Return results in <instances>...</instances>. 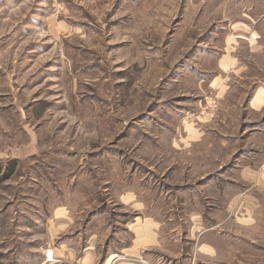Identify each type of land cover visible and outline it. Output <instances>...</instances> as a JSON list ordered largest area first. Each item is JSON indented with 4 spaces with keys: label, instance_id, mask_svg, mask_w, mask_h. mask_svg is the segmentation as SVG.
<instances>
[{
    "label": "rangeland",
    "instance_id": "1",
    "mask_svg": "<svg viewBox=\"0 0 264 264\" xmlns=\"http://www.w3.org/2000/svg\"><path fill=\"white\" fill-rule=\"evenodd\" d=\"M241 14L262 49L224 51ZM225 53L245 70L220 72ZM10 161L0 264H76L52 253L57 208L158 222L147 264H264V0H0Z\"/></svg>",
    "mask_w": 264,
    "mask_h": 264
},
{
    "label": "crops",
    "instance_id": "2",
    "mask_svg": "<svg viewBox=\"0 0 264 264\" xmlns=\"http://www.w3.org/2000/svg\"><path fill=\"white\" fill-rule=\"evenodd\" d=\"M225 17L227 16L224 15ZM247 18L246 14H241L240 19H235L229 24L223 40L224 51L226 49L235 50L241 44L245 45L249 51L263 48L260 45L258 31L252 28V23ZM227 20L223 19V21L229 23ZM216 64L220 72L242 71L246 68L244 62L239 60L237 56L228 53L222 54ZM125 199L128 200L129 206V197ZM77 215L73 217L71 210L68 208H57L52 212L47 232L53 236V240L58 241L52 247V253H56V257L76 264H147L146 262L151 261V255L147 256L143 252L147 249L161 247L160 224L156 221H142L138 225L135 222L129 224L128 220L119 222L117 230L109 231L107 228L97 230L90 227L94 214L82 223L77 219ZM129 232L132 233L130 245ZM102 238L106 243V246L103 247L105 253H98L99 242ZM176 254L178 257L171 256L166 264H177V261L185 255L183 253ZM202 254L210 258L217 255V253ZM153 264L161 263L154 262Z\"/></svg>",
    "mask_w": 264,
    "mask_h": 264
},
{
    "label": "trees",
    "instance_id": "3",
    "mask_svg": "<svg viewBox=\"0 0 264 264\" xmlns=\"http://www.w3.org/2000/svg\"><path fill=\"white\" fill-rule=\"evenodd\" d=\"M15 167V161H10L3 166L0 165V181L7 180L13 174Z\"/></svg>",
    "mask_w": 264,
    "mask_h": 264
}]
</instances>
